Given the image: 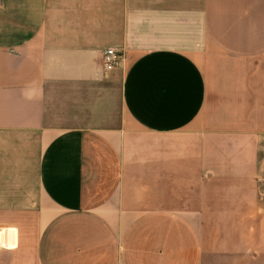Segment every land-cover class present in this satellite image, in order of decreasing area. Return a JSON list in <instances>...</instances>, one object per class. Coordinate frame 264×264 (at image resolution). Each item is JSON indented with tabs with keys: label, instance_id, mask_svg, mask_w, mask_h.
<instances>
[{
	"label": "crops",
	"instance_id": "0c3cea01",
	"mask_svg": "<svg viewBox=\"0 0 264 264\" xmlns=\"http://www.w3.org/2000/svg\"><path fill=\"white\" fill-rule=\"evenodd\" d=\"M0 264H264V0H0Z\"/></svg>",
	"mask_w": 264,
	"mask_h": 264
},
{
	"label": "built area",
	"instance_id": "2783aa9c",
	"mask_svg": "<svg viewBox=\"0 0 264 264\" xmlns=\"http://www.w3.org/2000/svg\"><path fill=\"white\" fill-rule=\"evenodd\" d=\"M122 59V54L114 49H106L102 54L103 68L106 72L113 71Z\"/></svg>",
	"mask_w": 264,
	"mask_h": 264
}]
</instances>
